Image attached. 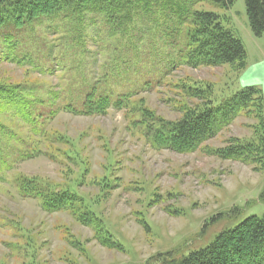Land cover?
I'll return each mask as SVG.
<instances>
[{"label":"rangeland","instance_id":"1","mask_svg":"<svg viewBox=\"0 0 264 264\" xmlns=\"http://www.w3.org/2000/svg\"><path fill=\"white\" fill-rule=\"evenodd\" d=\"M198 9L219 12L241 39L243 70L180 64L184 35L169 19L146 14H135L124 36L110 35L97 14L81 24L41 17L22 28L0 26V56L14 44L13 57L0 60V82L31 91L36 120L22 121L14 108L0 111V264H154L159 253L188 254L241 220L264 216V169L203 150L229 138L252 139L261 129L254 114L238 116L188 153L155 149L138 129L143 114L177 121L185 108L202 106L209 96L218 102L243 86L260 89L264 99V35L250 32L244 0L228 10ZM183 81L211 90L202 99L185 97ZM89 93L111 103L124 98L128 108L76 113ZM66 104L74 110L60 107ZM20 176L52 189L74 188L116 248L101 245L92 228L69 213L45 212L36 199L19 195Z\"/></svg>","mask_w":264,"mask_h":264},{"label":"trees","instance_id":"2","mask_svg":"<svg viewBox=\"0 0 264 264\" xmlns=\"http://www.w3.org/2000/svg\"><path fill=\"white\" fill-rule=\"evenodd\" d=\"M235 1L0 0V26L6 27L10 24L15 28H22L32 25L41 17L71 18L81 24L88 14H97L105 19L110 35L124 36L129 25L133 23V16L146 14L155 21L157 18L169 19L174 22L173 28L177 35H184V48L176 57L180 64L191 68L227 64L238 72L246 67V50L241 39L225 26V20L219 12L198 9L199 5L211 4L216 9L228 10ZM244 5L250 32L254 36L264 35V0H244ZM13 53L14 44L11 43L4 55L6 57L0 56V60L10 59ZM12 61L23 65L22 61H16L15 58ZM181 85L180 89L185 97L196 99H202L211 90L210 85L195 86L193 82L183 81ZM54 95L57 98V94ZM214 101L215 98L209 96L202 106L185 108L182 117L177 121H165L150 112L151 116L143 114L137 120L138 129L155 149L188 153L200 149L207 140L215 137L238 116L254 114L258 121L257 126L261 129H256L252 139L229 138L225 146L203 150L221 159L252 165L254 170L264 169V99L261 90L254 86H243L222 97L220 101ZM32 102L31 91L21 83L0 82V111L14 108L22 121L34 124L36 120L31 112ZM128 105L124 98L111 103L107 97L94 100L93 93H89L79 110H74L68 104L60 107L73 109L78 114L94 115L105 113L110 106L127 109ZM132 109L126 111V117L131 120ZM2 129L0 125V130ZM3 134L8 138L6 131ZM15 184L19 195L36 199L43 211L69 213L80 224L92 228L94 239L101 245L108 249L116 248V241L103 234L96 215L74 188L52 189L40 181L22 176L15 180ZM259 200L264 202V187ZM143 221L140 224L148 230L146 221ZM153 260L154 264H264V216H249L217 234L204 247L188 254L171 250L159 253Z\"/></svg>","mask_w":264,"mask_h":264}]
</instances>
